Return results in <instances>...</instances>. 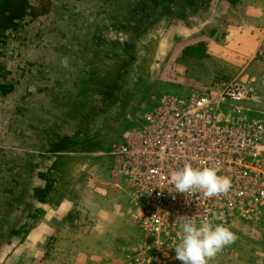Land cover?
<instances>
[{
    "label": "water",
    "instance_id": "water-1",
    "mask_svg": "<svg viewBox=\"0 0 264 264\" xmlns=\"http://www.w3.org/2000/svg\"><path fill=\"white\" fill-rule=\"evenodd\" d=\"M227 0H0V264H38L82 180Z\"/></svg>",
    "mask_w": 264,
    "mask_h": 264
},
{
    "label": "built area",
    "instance_id": "built-area-1",
    "mask_svg": "<svg viewBox=\"0 0 264 264\" xmlns=\"http://www.w3.org/2000/svg\"><path fill=\"white\" fill-rule=\"evenodd\" d=\"M149 99L137 114L140 128L128 126L105 154L138 230L129 263L181 264L173 249L185 220L264 225V98L254 80L218 68L186 97L163 94L151 106ZM186 165L217 167L232 186L215 197L202 189L176 193L170 176ZM80 214L76 206L70 222Z\"/></svg>",
    "mask_w": 264,
    "mask_h": 264
},
{
    "label": "crops",
    "instance_id": "crops-1",
    "mask_svg": "<svg viewBox=\"0 0 264 264\" xmlns=\"http://www.w3.org/2000/svg\"><path fill=\"white\" fill-rule=\"evenodd\" d=\"M226 10L225 21H220L209 42L205 36L199 39L206 41V56L183 58L188 67L194 63L198 67L184 73L180 88H188L187 93L205 88L208 79L222 68L227 74L253 79L264 98L260 82L264 74V0H237ZM257 70L263 73L254 74ZM84 206L80 222L72 224L70 217L56 225L38 264H130L127 253L138 230L129 221L123 222L117 209L96 205L91 199Z\"/></svg>",
    "mask_w": 264,
    "mask_h": 264
},
{
    "label": "rangeland",
    "instance_id": "rangeland-1",
    "mask_svg": "<svg viewBox=\"0 0 264 264\" xmlns=\"http://www.w3.org/2000/svg\"><path fill=\"white\" fill-rule=\"evenodd\" d=\"M224 12L219 22L212 29L213 31L215 30L214 33L218 30L220 21H225L224 15H226L227 10L225 9ZM204 36L207 42H209L210 36L208 31L203 32L199 39ZM184 57L186 56H182L181 51H179L174 53L170 60H168L160 76L159 86L149 99L150 106L154 103L153 101L155 99L163 94H171L179 97H186L189 94L187 93L188 88H180L183 84L181 81H183L182 78L186 77L184 73H189V69L198 67V64H190L188 67V63L183 60ZM176 63H178V65ZM181 66L187 69L182 70ZM261 71L257 70L254 74L260 76L264 70L263 72ZM141 123H143V120L136 115L130 125L139 129ZM120 140L121 135L116 139L115 144H118ZM110 170L111 160L109 155H104L82 180L79 191L68 213L62 217L60 222L69 220L76 206L81 210V220L85 209L84 203L90 199L94 204L96 203V205H104L114 210L117 209L123 222L125 220L130 221L132 210L129 207L123 190L120 188L118 181L112 177ZM229 229L235 234V241L223 247L209 260L208 264H264V225H251L238 220ZM53 233L54 232H52L51 237L54 235Z\"/></svg>",
    "mask_w": 264,
    "mask_h": 264
},
{
    "label": "clouds",
    "instance_id": "clouds-1",
    "mask_svg": "<svg viewBox=\"0 0 264 264\" xmlns=\"http://www.w3.org/2000/svg\"><path fill=\"white\" fill-rule=\"evenodd\" d=\"M217 173V167L186 165L171 174L170 183L176 193L202 189L205 197H215L227 193L232 186L230 178ZM180 227V240L173 250L175 259L181 264H208V260L236 239L235 234L222 224L204 222L197 226L193 221L185 220Z\"/></svg>",
    "mask_w": 264,
    "mask_h": 264
},
{
    "label": "trees",
    "instance_id": "trees-1",
    "mask_svg": "<svg viewBox=\"0 0 264 264\" xmlns=\"http://www.w3.org/2000/svg\"><path fill=\"white\" fill-rule=\"evenodd\" d=\"M237 0H227V5L234 4ZM209 36H212L215 32L212 29L207 30ZM182 55L194 58H203L206 56V41H199L196 44L188 45L182 50Z\"/></svg>",
    "mask_w": 264,
    "mask_h": 264
}]
</instances>
